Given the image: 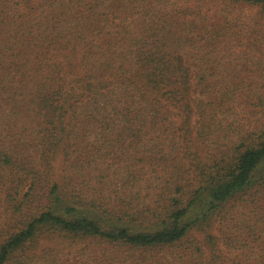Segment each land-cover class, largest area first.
Wrapping results in <instances>:
<instances>
[{
  "label": "trees",
  "instance_id": "trees-1",
  "mask_svg": "<svg viewBox=\"0 0 264 264\" xmlns=\"http://www.w3.org/2000/svg\"><path fill=\"white\" fill-rule=\"evenodd\" d=\"M263 14L0 0V264L52 236L101 242L97 264H264V81L238 74ZM239 98L254 122H230Z\"/></svg>",
  "mask_w": 264,
  "mask_h": 264
},
{
  "label": "rangeland",
  "instance_id": "rangeland-1",
  "mask_svg": "<svg viewBox=\"0 0 264 264\" xmlns=\"http://www.w3.org/2000/svg\"><path fill=\"white\" fill-rule=\"evenodd\" d=\"M256 22L264 37V14L261 15V17L257 19ZM241 50L244 51V53L241 55L242 60L248 58V61L246 62L248 64L254 63V68L252 69L253 72L251 73L247 72L250 66L245 69L242 68L243 72L238 74L245 75V80H248L246 78H250L253 81H264V43L261 45L260 49L243 46ZM259 66H261L260 71L258 70ZM240 100L241 98L238 99L236 108L234 107L233 111L231 112L232 114L229 117L230 122L233 121L234 124L238 125H247L254 122V119H257L260 113L257 112V109L254 108L249 102H247L245 105L243 102H239ZM99 243L100 246H97L91 242V240L72 241L59 236H52L51 238L41 241L39 246L35 249V257L31 258L30 264H48V259L50 258L52 259L53 264H97V257L106 247L101 242ZM146 254L148 258L142 257V259H140L146 260L147 264H149L151 261L157 264L156 259L160 258L161 256V254L157 251H150ZM171 258L172 256L169 257V260H171ZM136 261H139V259Z\"/></svg>",
  "mask_w": 264,
  "mask_h": 264
}]
</instances>
